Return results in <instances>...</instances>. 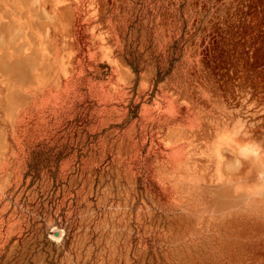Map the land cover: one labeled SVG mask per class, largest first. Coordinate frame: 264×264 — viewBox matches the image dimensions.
Instances as JSON below:
<instances>
[{
  "label": "rangeland",
  "instance_id": "rangeland-1",
  "mask_svg": "<svg viewBox=\"0 0 264 264\" xmlns=\"http://www.w3.org/2000/svg\"><path fill=\"white\" fill-rule=\"evenodd\" d=\"M0 264H264V0H0Z\"/></svg>",
  "mask_w": 264,
  "mask_h": 264
}]
</instances>
